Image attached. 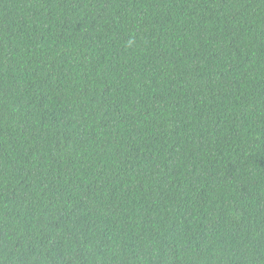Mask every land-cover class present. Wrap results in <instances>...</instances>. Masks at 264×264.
I'll return each instance as SVG.
<instances>
[{"label":"trees","instance_id":"obj_1","mask_svg":"<svg viewBox=\"0 0 264 264\" xmlns=\"http://www.w3.org/2000/svg\"><path fill=\"white\" fill-rule=\"evenodd\" d=\"M0 264H264V0H0Z\"/></svg>","mask_w":264,"mask_h":264}]
</instances>
